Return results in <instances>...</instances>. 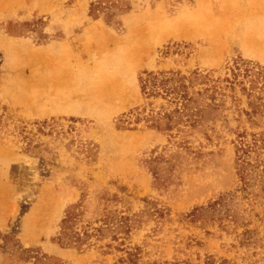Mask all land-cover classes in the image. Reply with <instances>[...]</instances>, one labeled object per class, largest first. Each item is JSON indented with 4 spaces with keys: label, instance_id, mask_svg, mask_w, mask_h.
I'll use <instances>...</instances> for the list:
<instances>
[{
    "label": "rangeland",
    "instance_id": "rangeland-1",
    "mask_svg": "<svg viewBox=\"0 0 264 264\" xmlns=\"http://www.w3.org/2000/svg\"><path fill=\"white\" fill-rule=\"evenodd\" d=\"M0 264H264V0H0Z\"/></svg>",
    "mask_w": 264,
    "mask_h": 264
},
{
    "label": "trees",
    "instance_id": "trees-1",
    "mask_svg": "<svg viewBox=\"0 0 264 264\" xmlns=\"http://www.w3.org/2000/svg\"><path fill=\"white\" fill-rule=\"evenodd\" d=\"M261 71H257L255 73H253V75H255L256 78H258L259 76H262L261 75ZM168 74H170L168 76ZM174 72H159L157 74H154V73H149L148 77L143 81L142 83V89L146 92V90H148V94L149 93H155L157 91V89L159 88L158 91H162L164 93H168L170 92L172 89L173 90H177V88H184V84L181 82V77H176L173 75ZM173 80H176L177 82V86H169L168 83L173 81ZM249 82L251 83V88L250 89H254L255 88V80L254 78L253 79H250ZM180 99H182V101L185 100V95L184 94H180ZM183 106V104H182ZM184 106H186V104H184ZM159 125L158 124L156 127L159 128ZM167 129H170V126H166ZM248 147L249 145H245L242 141H241V145L238 146V149L237 151H240V154L238 155V158L239 157H242L244 153H246L248 151ZM244 161V160H242ZM71 217H72V211L68 208L66 211H65V215L64 217L62 218V230H61V234H63L61 236L62 239H65V237H67V233H66V229L68 228V224L69 222H71ZM75 237V240L74 241H77L79 238L77 236H74Z\"/></svg>",
    "mask_w": 264,
    "mask_h": 264
}]
</instances>
